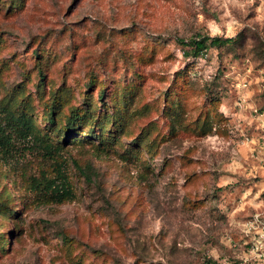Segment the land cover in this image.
Segmentation results:
<instances>
[{
	"label": "rangeland",
	"instance_id": "1",
	"mask_svg": "<svg viewBox=\"0 0 264 264\" xmlns=\"http://www.w3.org/2000/svg\"><path fill=\"white\" fill-rule=\"evenodd\" d=\"M15 1L0 0V105L64 147L73 198L13 185L29 143L0 153V264L245 258L264 223V0ZM198 35L235 43L184 57L177 40ZM51 90L69 98L50 129Z\"/></svg>",
	"mask_w": 264,
	"mask_h": 264
},
{
	"label": "trees",
	"instance_id": "2",
	"mask_svg": "<svg viewBox=\"0 0 264 264\" xmlns=\"http://www.w3.org/2000/svg\"><path fill=\"white\" fill-rule=\"evenodd\" d=\"M15 1L14 5H17ZM178 44L186 48L184 57H200L209 48L219 49L224 46L234 45L232 38L218 36L198 35L188 41L177 40ZM41 52H34L37 57ZM40 80L43 77L41 68L38 70ZM50 97L44 102V121L51 126L56 124L55 108L63 105L69 98L67 92L51 90ZM64 132H72L80 129L85 124V114L82 110H72L69 115L62 116ZM202 128L205 130L206 128ZM29 143L26 158L21 167L12 168L7 176L13 185L22 194L37 200H47L54 203H63L73 198V189L62 167L61 153L64 147L54 143L47 132L36 126L33 118L24 109L13 110L0 105V153L8 152L11 147L20 143ZM81 171V170H80ZM4 202L0 199V207Z\"/></svg>",
	"mask_w": 264,
	"mask_h": 264
},
{
	"label": "built area",
	"instance_id": "3",
	"mask_svg": "<svg viewBox=\"0 0 264 264\" xmlns=\"http://www.w3.org/2000/svg\"><path fill=\"white\" fill-rule=\"evenodd\" d=\"M255 230L246 245V256L236 264H264V223L258 216L248 224L247 232Z\"/></svg>",
	"mask_w": 264,
	"mask_h": 264
}]
</instances>
